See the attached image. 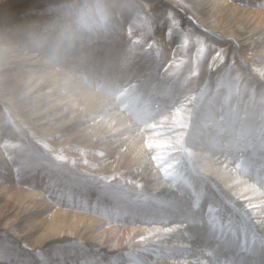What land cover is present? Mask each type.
<instances>
[{
	"label": "rangeland",
	"instance_id": "rangeland-1",
	"mask_svg": "<svg viewBox=\"0 0 264 264\" xmlns=\"http://www.w3.org/2000/svg\"><path fill=\"white\" fill-rule=\"evenodd\" d=\"M173 1L184 10L179 11L168 4L152 10L151 0H123L124 11L117 18L113 29L105 35L106 39H117L122 45L130 44L145 59L150 70L156 71L157 76L165 78L176 89L185 91L189 97L188 125L197 118L203 104L213 101L214 107L222 111L233 108L247 111L262 126L261 132L264 134V20L260 15L247 11L249 4H246L250 0ZM55 2L16 1L6 9L0 7V28L2 24L6 25V29L17 24L14 18L18 15L22 22L27 23L33 15L41 17L47 5ZM253 8L259 9L260 5ZM7 17L12 18L4 20ZM222 33L231 35L227 44L216 40ZM242 41L246 44L239 51ZM94 51L93 55L98 53V50ZM13 54L0 53V264L11 263L13 256L18 261L13 264H57L58 260L55 261L51 254L58 248L72 249L75 245L87 250L89 258L93 257L96 261L101 257L108 260L109 264H125L129 257L115 258L113 253L123 250L130 255L134 248L130 250L128 247L114 246V250L109 251L114 244L103 249L97 242L90 243L87 236L93 229L87 232L85 221L79 219V207L85 204L83 200H79V206H67L47 191L38 192L37 189L34 192V186L30 183L31 170L42 169L45 176H41L40 181L45 182L46 186L52 182L56 191L63 190L60 195L80 193L86 198L85 201L96 198L101 199L102 203L114 201L140 207L165 204L166 208L180 207L179 204L169 200L167 203L159 192L150 194L143 177L133 176L127 166L121 169L115 165L109 169L107 160H102L97 142L90 145L92 141L83 134V127L87 123L71 125L79 117L66 104L61 105L62 101L54 99V95H48L50 92H47L46 82L41 81L30 87L36 81L29 77V68L32 66L25 59L19 61V57ZM153 105L152 110L155 108ZM171 106L169 104L168 110L164 111L170 113ZM208 127L211 128L210 123ZM200 135L204 137V131ZM195 141L204 143L202 139ZM184 142H181L180 152L176 153V156H180V159L175 158L177 163L184 162ZM206 181L209 182L208 179ZM205 196L202 206L208 210L204 213L208 216L203 221L204 215H201L197 223L204 222L205 227L215 229V236L206 238V246H200L204 260L210 261L214 257L215 264H226L234 252L249 256L252 248L264 249V237L259 235L262 233L258 225L260 222H250L252 234L245 231L242 235V230L230 222L224 224L217 217L219 206H207V200L211 197L209 194ZM201 202L200 198L192 206L193 209H197ZM64 212L68 215L76 212V217H72V220ZM136 219L132 225L139 222ZM172 219L161 221L166 227ZM156 220L159 218L152 216L144 222L151 226L152 221ZM255 224L260 233L253 231ZM141 239L138 238L136 242L142 246L145 243ZM194 244L199 245L200 242ZM69 253L73 256L77 254L72 251ZM150 255L153 259L161 256L157 257L155 253ZM148 263L147 259L141 257L134 261V264ZM238 264L244 263L240 260Z\"/></svg>",
	"mask_w": 264,
	"mask_h": 264
},
{
	"label": "bare ground",
	"instance_id": "bare-ground-1",
	"mask_svg": "<svg viewBox=\"0 0 264 264\" xmlns=\"http://www.w3.org/2000/svg\"><path fill=\"white\" fill-rule=\"evenodd\" d=\"M16 1L25 3L29 0H0V7L6 9ZM165 4L172 5L179 11L184 10L173 0H151L150 7L157 10L159 5ZM257 4L260 8L255 10L253 7ZM246 5L247 11L260 15L264 20V1L250 0ZM10 18L12 17L4 20ZM35 18L39 17H31ZM14 21L20 25L27 23L22 22L19 15L15 16ZM4 25L2 24L0 32L9 34ZM222 34L216 40L226 44L230 42L231 35ZM245 44V41L241 42L239 51ZM94 49L98 50L95 55ZM10 52L19 57V61L25 59L32 66L29 68L30 76H27L36 81L30 87L41 81L46 82L47 92H50L48 95H54V99L62 101L61 105L66 104L69 110L75 111V116L79 118L73 120L71 125L87 123L83 127V134L92 141L90 145L97 142L102 160H107L109 169L115 165L121 169L122 166H127L133 176L143 177L150 194L159 192L167 203L169 200L180 206L166 208L165 204H148L140 207L114 201L102 203L101 199L96 198L85 201L86 198L80 193L60 195L62 189L56 191L52 182L46 186L45 182L40 181L41 176H45L42 169L31 170L30 183L34 186V192L37 189L38 192L47 191L67 206H79V200H83L85 204L79 207V219L85 221L87 232L93 229L87 236L90 243L97 242L103 249L114 244L109 251L114 250V246L128 247L130 250L131 247L134 248L130 255L123 250L120 254L113 253L115 258L129 257L127 264H134L139 257L147 259L148 264H215L214 257L210 261L204 260L203 251L200 252V246H206L205 239L215 236V229L205 227L204 222L197 223L199 217L208 212L202 206L205 194L211 197L207 200V206H219L217 217L224 224L230 222L235 228L242 230L244 235L245 231L252 234L250 222H260L258 225L262 233L259 235L264 237V134L261 132L262 126L247 111L233 110L235 108L222 111L210 101L209 104H203L197 118L188 125L189 97L187 98L185 91L176 89L165 78L157 76L156 71L150 70L145 59L130 44L122 45L117 39L107 40L106 36L86 46L78 59L57 66L44 64L40 56L18 45ZM169 104L172 105L171 110L166 113L164 110H168ZM152 105L155 106L153 110ZM209 123L211 128L208 127ZM1 126L0 119V128ZM203 131L204 137H201ZM199 139L204 143L195 141ZM182 141H185L184 162L177 163L175 158L180 159V156H176V153L180 152ZM233 158H236L235 161ZM200 198L201 205L193 209L192 206ZM75 213L68 215L64 212V215L72 218L76 217ZM152 216L159 220L152 221L151 226L146 225L144 221L150 220ZM207 216L204 215L202 220L205 221ZM136 217L139 222L132 225ZM167 218L173 219L165 227L162 221ZM253 231L260 233L257 226L253 227ZM138 238H142L145 244L138 245ZM70 251L77 254L73 256ZM249 252L252 253L249 256L234 252L225 263L238 264L241 260L244 264H264V249L252 248ZM150 253H155L157 257L161 255L160 259H153ZM89 254L81 246L75 245L72 249L58 248L51 257L58 260H55L57 264H109L105 258L100 257L96 261L93 257L89 258ZM68 260L73 263H68ZM10 262L3 264L17 263L16 256Z\"/></svg>",
	"mask_w": 264,
	"mask_h": 264
},
{
	"label": "clouds",
	"instance_id": "clouds-1",
	"mask_svg": "<svg viewBox=\"0 0 264 264\" xmlns=\"http://www.w3.org/2000/svg\"><path fill=\"white\" fill-rule=\"evenodd\" d=\"M123 11V0H56L42 17L0 33V53L18 45L49 66L78 59L86 46L113 29Z\"/></svg>",
	"mask_w": 264,
	"mask_h": 264
}]
</instances>
